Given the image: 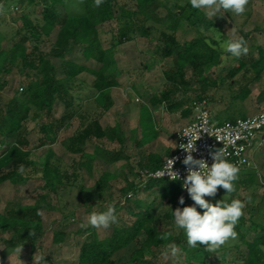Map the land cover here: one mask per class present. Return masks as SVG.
Listing matches in <instances>:
<instances>
[{"label":"trees","instance_id":"16d2710c","mask_svg":"<svg viewBox=\"0 0 264 264\" xmlns=\"http://www.w3.org/2000/svg\"><path fill=\"white\" fill-rule=\"evenodd\" d=\"M9 1L22 6V28L16 33L18 39L13 41L9 48H0V74L11 73L13 67H17L20 72L25 68H30L38 73L39 79H31L23 83L19 88V93L17 92V95L9 99L2 100L0 95V139L3 148L0 154V169L7 166L12 167L11 171L0 176V183L10 180L16 184L25 179L18 167L26 163L24 160L30 155V152L25 150L29 142L21 133L27 121H36L38 131L42 135L37 147L53 144L60 128L68 124L67 120L79 115L84 101L92 99L99 107L98 114L86 119L83 118L84 115H79L84 122L76 134L64 140L62 145L68 152L80 154L81 158L76 163V168H85L90 172L96 159L108 164L125 160L129 172L133 173V169L128 165L129 158L122 153L120 148L125 141L121 127L118 124L102 127L100 119L113 106L111 89L120 86L118 73L114 72V50L117 46L133 40L135 36L151 38L153 33H157L158 45L153 53L161 62L170 58L171 65L162 71L165 81L163 90L152 95L149 100L150 106L164 104L170 113L180 111L182 116H192L195 101L205 100L208 105L214 101L213 98H207L206 91L211 85H217V79H206L203 76L204 70L221 67L222 76L219 78L218 87L225 90L226 97L221 95L217 102L226 99V103L231 106L245 101L251 94L250 85H259L264 75V47H257L255 57L239 58L243 52V49L239 48L238 52H232L234 48L236 50L240 47L239 44L250 34L264 33V29L255 27L251 32L243 34L242 39L231 46L228 51L221 52L216 44L210 42L207 36L200 31L201 28L210 29L213 27L212 24L197 6L189 2L168 7L162 0H133L134 9L121 5L115 10L116 0H80L81 13L61 15L57 6L62 4V0ZM160 9L165 10L164 16L158 14ZM115 11L119 13L118 20L122 23L116 36L112 37L110 46L104 48L99 27L112 20ZM183 24L191 28L195 36L180 44L176 33ZM54 30H56V36L50 49L45 53L37 54L39 36L42 34L47 38ZM27 44L30 45L31 50L26 46ZM34 54L37 55L32 58ZM75 54H80L81 60L85 63L94 62L96 67L74 60L72 56ZM223 54L227 57H231L232 54L231 61L237 64L224 68L225 65L221 61ZM51 59L65 62L67 70L62 78L56 77ZM187 70L191 72V79L186 78ZM82 73L91 77L88 84L77 80V76ZM194 82L199 83L200 88L198 96L190 99L185 95L191 90ZM3 86L4 83H0V89ZM84 92L88 93L86 100L81 97ZM179 93L181 96L177 98ZM255 101L258 104L264 102V85L259 89ZM56 102L62 103L64 107L65 114L61 120L52 116V109ZM145 111L149 113L147 121L143 116ZM238 117L245 118V115ZM214 118L219 119L220 123L237 119L234 115L222 119L218 114H215ZM138 124L142 146L157 137L148 107H140ZM103 139L118 146V150L94 147L92 154L85 153L84 147L87 142ZM52 155L48 150L41 164L39 177L43 181V188L49 193L56 194L57 188L62 185L63 177L55 172L53 167L51 168L49 160ZM170 155L160 157L148 154L142 158L137 163L138 171L135 173V177L139 178L137 184L123 177L126 183L125 187L120 190L124 200L123 204L116 202L112 208L117 211L123 210L130 221L124 227H112L110 235L104 238L97 236L94 227L85 228L87 235L79 249L78 264H114L110 259V253L127 248L142 233L145 238L131 253L128 264H167L160 263L158 251L166 250L169 246L179 247L184 252L183 264H220L213 260L214 250L197 246L184 247L181 233L173 236L168 229L159 231L158 227L162 223L169 225L166 221L181 220L188 196L180 200L182 190L178 182L145 180L140 174L142 171L153 172L159 169L165 158ZM114 178V175L102 173L96 186L103 190ZM248 181L252 182L253 177H249ZM150 190H157L158 196L169 206L167 212L161 216L154 212L156 198L150 204L129 198L130 195L137 196ZM197 191H199L198 196H203L207 192V186L200 187ZM80 193L81 188L77 192L79 199ZM47 200L46 195H40L33 205L5 208L4 213L0 214V232L1 234L7 232L12 234L9 239L3 241L5 250L12 251L19 247L31 246L43 236L42 213L56 211V208ZM228 205L227 200L214 202L208 210H215L225 227L246 247L243 264H264V222L263 224L253 223L255 229L262 231V235L247 241L240 226L231 219L227 209ZM241 222L246 223L245 220ZM63 239L62 232L53 233L52 242L54 244L61 243ZM145 252L148 255H145Z\"/></svg>","mask_w":264,"mask_h":264},{"label":"rangeland","instance_id":"374dc122","mask_svg":"<svg viewBox=\"0 0 264 264\" xmlns=\"http://www.w3.org/2000/svg\"><path fill=\"white\" fill-rule=\"evenodd\" d=\"M162 1L168 7L184 5L187 2L197 6L213 26L210 29L201 28L200 31L207 36L210 42H214L221 52L228 51L231 46L242 39L243 34L251 32L255 27L264 29V0ZM121 5L134 9L135 3L133 0H116L114 9L116 10L117 6ZM57 8L61 15H75L82 12L80 0H62V4L57 6ZM21 13L22 6L19 3L0 0V48L7 49L13 41L18 39L16 33L22 28ZM158 14L164 16L165 10L160 9ZM118 17L119 13L116 12L112 20L99 27L104 48L110 46L112 37L118 33L122 23L118 20ZM55 36L56 30L47 38L41 34L37 42V54L47 52L54 42ZM194 36L195 32L186 24L180 26L176 33V38L180 44ZM156 38L157 33H153L151 38L135 36L133 40L115 48L114 72L118 73L120 86L111 90L115 104L100 119V124L103 127L115 124L121 127L125 141L120 148L122 153L129 158L128 165L133 169V173L129 172L125 160L108 164L96 159L90 172L85 168H76V163L81 158L80 154L70 153L62 145L64 140L76 134L80 125L84 122L83 118L86 119L98 114L99 107L93 99L84 101L83 108L79 113V115H84L83 118L77 115L67 120L68 124L60 128L53 144L37 147L42 135L38 131L36 121L29 120L23 126L21 133L29 142L25 150L29 151L30 155L24 160L26 163H22L18 169L25 179L23 182L20 181L21 183L16 184L10 180L0 183V214H3L7 207L17 208L19 206L33 205L40 195H46L47 201L56 208V211L42 213L44 233L31 246L19 247L12 251L5 250L3 241L9 239L12 234L10 232L1 234L0 232V264H78L79 249L87 235L84 231L85 228L88 226L94 227L97 236L104 238L110 235L112 227H124L128 224L130 220L124 211L114 210L112 206L116 202L123 204L124 200L120 191L126 184L123 177L137 184L139 181V178L135 177V173L138 171L137 162L140 161L139 159L151 154L147 153L150 149L146 148L145 145L137 144L140 143L138 138L140 140L141 137L137 124L138 110L142 106L149 107L151 96L163 90L165 81L162 71L171 65L170 58L161 62L153 53L156 45H158ZM26 46L31 50L30 45L27 44ZM239 46L236 50L235 48L232 50L235 53L239 49H243L239 58L255 57L257 55V47H264V33L253 32ZM37 54L32 55V58ZM232 56V54L231 57H227L225 54L221 56V61L225 65L224 68L237 64L231 61ZM72 58L81 64L96 67L94 62H83L80 54H75ZM51 61L54 65L56 77L62 78L67 70L65 62L57 59H51ZM220 70L221 67L218 66L211 70L203 71V76L206 79H217V85H211L206 91L207 98L214 99L212 103L208 101V108L213 117L216 109L218 108L221 112L220 108H222L223 104H226V99L219 103L217 102L221 95L226 97L225 90L218 87L220 85L219 78L222 76ZM190 77L191 72L187 70L186 78L191 79L192 77ZM77 78V80L87 82V84L91 81V77L86 73L80 74ZM31 79L37 80L39 75L30 68H25V70L20 72L17 67H13L11 73H1L0 83H4L3 88L0 89L1 99L6 100L15 94L17 95L22 84L27 83ZM263 85L264 75H262V81L259 85H250V96L245 101L238 102L247 110V116L264 111V102L258 104L255 101L259 89ZM199 88V83H192L191 90L185 96L194 99L198 96ZM177 96V98H180V93ZM81 97L86 100L88 93L84 92ZM197 102L195 101L193 106ZM160 107L166 109L163 110L164 112L170 113L164 104L160 105ZM230 109H233V107ZM175 113L179 114V116L181 115L180 111L170 114ZM63 114L65 113L62 103L56 102L52 109V116L61 120L63 119ZM152 115L159 126L157 120L163 119L162 116L156 113ZM143 116L147 121L149 113L145 111ZM174 116L171 119L172 125H174L173 122L180 118L179 116ZM224 117L222 116V119H225ZM215 120L220 121L219 119ZM64 121L66 122V119ZM135 143L137 144L136 146ZM0 145L2 146L1 139ZM94 147L112 151H116L119 148L105 139L101 141L92 140L85 144V153L92 154ZM48 150L53 154L49 160L51 168L53 167V170L63 177L62 185L57 188L56 194L47 192L43 188V181L39 177L40 167ZM162 157H165V155H162ZM11 168V166H7L0 169V176L11 171ZM102 173L114 175L115 178L109 181L106 188L100 190L96 186V182ZM26 175L28 177H25ZM249 177H253L252 182L248 181ZM79 188H81L80 199L77 194ZM199 189H196L194 194L188 196V201L183 207L184 212L181 214V220L172 219L171 221H166L169 225L162 223L158 227L159 231L168 229L173 236L181 233L184 247L192 248L197 246L214 250L215 256L213 260L220 264L225 262L243 264L246 247L225 227L215 210H208V207L214 202L227 200L229 202L227 209L230 217L240 226L245 239L251 241L253 238L262 235V231L255 229L253 223L263 224L264 222V143L261 147L256 148L251 169L235 172L218 185L207 186V192L203 196H198L197 192L199 191L197 190ZM129 198L146 201L149 204L156 198L154 212L160 216L167 212L169 208L163 199L158 196L157 190H150L137 196L130 195ZM184 198V194H181L180 200ZM241 220H245L246 223L242 224ZM55 232L64 234V239L59 244L52 242L53 233ZM144 238L143 233L140 234L136 241L127 248L110 253V259L114 264H128L131 253L138 248ZM145 255L148 254L145 252ZM158 255L160 263L183 264L184 262V252L179 247L169 246L166 250L160 249Z\"/></svg>","mask_w":264,"mask_h":264},{"label":"built area","instance_id":"2783aa9c","mask_svg":"<svg viewBox=\"0 0 264 264\" xmlns=\"http://www.w3.org/2000/svg\"><path fill=\"white\" fill-rule=\"evenodd\" d=\"M192 111L191 120L177 132L174 151L162 166L140 174L145 180L178 182L184 196L251 169L256 148L264 143V111L222 123L212 117L205 100L195 103Z\"/></svg>","mask_w":264,"mask_h":264},{"label":"crops","instance_id":"0c3cea01","mask_svg":"<svg viewBox=\"0 0 264 264\" xmlns=\"http://www.w3.org/2000/svg\"><path fill=\"white\" fill-rule=\"evenodd\" d=\"M113 89H115V88H113ZM113 89H111V90H113ZM110 94H111V91H110ZM111 97H112V100H113V96L112 95H111ZM114 104H115V101H113V105ZM232 107H233V109L229 110V108H232ZM232 107H231L230 104H227V103L223 104L222 108H220L221 112L217 108L216 111H215V114H218L220 116V118H222V116L226 117V116H232V115L236 116L237 118H240V117H238L240 115H245V117H247V115H246L247 114V110H245L243 108L241 103H236ZM148 109H149V112L151 114V121L153 123V126L155 125L154 128H155L156 131L159 132V134L157 132V137L155 139L151 140L149 143L145 144V147L150 149V150H148L147 153L155 154V155L160 156V157H162V155L171 154L174 151V148L176 146V135H177V132L183 126H185L187 123H189V121L191 120L192 116H182V115L179 116V114H177V113L170 114V113L164 112L163 110L165 108L164 107H160V106L152 107V106L149 105ZM153 113H156L159 116H162V118L164 119V120L163 119L157 120V123H159V126L156 124L155 120L153 119L154 118V116L152 115ZM174 115L179 116L180 118H179V120H176L175 122H173L174 125H172L171 119L173 117H175ZM166 119H168L167 122H166ZM138 120H139V110H138V116H137V124H138ZM109 126H112V125H109ZM102 127H103V125H102ZM138 127H139V124H138ZM139 131H140V128H139ZM138 141L140 142L139 138H138ZM140 143H137V144L139 145ZM137 144L135 143V146ZM139 160H141V159H139Z\"/></svg>","mask_w":264,"mask_h":264}]
</instances>
